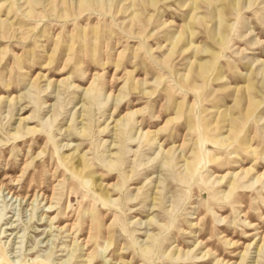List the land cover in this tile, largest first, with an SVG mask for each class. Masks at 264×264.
I'll return each mask as SVG.
<instances>
[{
	"label": "rangeland",
	"instance_id": "1",
	"mask_svg": "<svg viewBox=\"0 0 264 264\" xmlns=\"http://www.w3.org/2000/svg\"><path fill=\"white\" fill-rule=\"evenodd\" d=\"M63 1L0 0V264H264V0Z\"/></svg>",
	"mask_w": 264,
	"mask_h": 264
},
{
	"label": "bare ground",
	"instance_id": "2",
	"mask_svg": "<svg viewBox=\"0 0 264 264\" xmlns=\"http://www.w3.org/2000/svg\"><path fill=\"white\" fill-rule=\"evenodd\" d=\"M87 0H64L63 1V4L65 5V6H69V3L71 4L70 5V7H72L75 11H77V14H80L81 12H84V11H86L87 9H88V7H86V6H82V8H79V9H75V5H77L78 3L80 4V5H83V3H85ZM101 2H103L104 4H106V2H108V4L109 5H111V3H112V0H100ZM29 3H30V5L32 6V7H36V6H39V0H29ZM66 11V10H65ZM69 16H71L70 14H68L67 12H66V16H65V18H68ZM221 24H222V22H221V20H220V26H221ZM223 40V39H222ZM183 43V38L182 37H180V38H178V40L174 43V48H173V50H175V49H177V48H179L180 47V45ZM207 51V50H206ZM173 52V51H172ZM208 52V51H207ZM203 69H204V67H203ZM242 97V96H241ZM252 98H253V96L252 95H249V105H248V107H247V112L248 113H250V111H251V100H252ZM240 106H241V98H239V97H237V99H236V102H235V108L236 109H238V108H240ZM78 165V164H77Z\"/></svg>",
	"mask_w": 264,
	"mask_h": 264
}]
</instances>
